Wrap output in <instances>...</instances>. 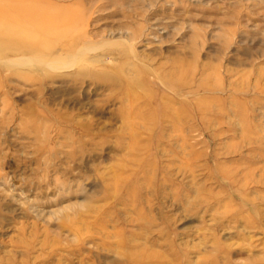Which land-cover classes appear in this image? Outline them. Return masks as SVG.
I'll use <instances>...</instances> for the list:
<instances>
[{"label":"rangeland","instance_id":"1","mask_svg":"<svg viewBox=\"0 0 264 264\" xmlns=\"http://www.w3.org/2000/svg\"><path fill=\"white\" fill-rule=\"evenodd\" d=\"M0 264H264V0H0Z\"/></svg>","mask_w":264,"mask_h":264},{"label":"bare ground","instance_id":"2","mask_svg":"<svg viewBox=\"0 0 264 264\" xmlns=\"http://www.w3.org/2000/svg\"><path fill=\"white\" fill-rule=\"evenodd\" d=\"M27 63H28L27 60H26V61H20V63L17 62L16 65H17V66H24V65L27 66V65H26ZM8 64H9V63H8ZM10 64H11V63H10Z\"/></svg>","mask_w":264,"mask_h":264}]
</instances>
